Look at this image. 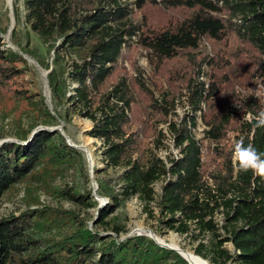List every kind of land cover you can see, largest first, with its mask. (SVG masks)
I'll list each match as a JSON object with an SVG mask.
<instances>
[{"label":"trees","instance_id":"1","mask_svg":"<svg viewBox=\"0 0 264 264\" xmlns=\"http://www.w3.org/2000/svg\"><path fill=\"white\" fill-rule=\"evenodd\" d=\"M23 3L26 25L53 48L58 69L55 67L48 73V81L56 103L66 105L63 112L55 109L50 113L43 97L23 84L26 69L18 64L17 53L3 47L1 37L0 87L26 106L42 112L47 123L55 119L65 121L76 108L92 121L86 134L101 140L106 167L119 169L114 176L97 177L99 194L109 201L98 211L95 224L110 228L116 235L124 232V226L115 222L118 216L114 212L127 199L137 196L145 205L156 202L165 214L161 222L167 228L179 234L194 229L198 234L209 232V241H200L195 253L211 264H264V176L251 170L242 171L237 159L244 158L239 149L249 145L264 157V118L247 122L233 111L219 113L224 106L221 111L210 110L209 103L218 94L215 76L227 63L224 57L217 52L215 59H210L211 80L207 88L204 81L191 80L197 71L189 73L186 65L175 74L182 75L178 81L187 83L186 87L193 91L192 112L200 109L202 102L208 106L202 119L209 126L205 131L207 137L217 145L207 164L191 132L196 125L195 113H189L183 129H175L179 156L171 158L169 164L164 162L155 153L162 143L153 119L159 114L164 118L167 115L169 93L163 95L162 102H157L140 78L128 84L124 77H117V60L124 56V49L143 46L151 52L154 62L161 65L179 58L187 49L197 48L203 37L223 42L228 36L255 49L254 74L264 77V0L132 1L137 10L161 6L167 11L185 12L154 26L137 25L129 3L122 4L119 0H23ZM56 38L61 39L58 44ZM68 55L79 62L72 61L65 77V66L58 60ZM158 80L155 85L160 87ZM71 81L77 83L73 93ZM135 92L141 98L140 110L134 106ZM247 107L254 116L260 114L257 102H249ZM36 127L31 122L17 136L27 139ZM228 131L236 133L231 146L226 143ZM2 136L0 132V139ZM82 161L81 153L57 129H38L26 144L5 141L0 145V198L16 183L33 178L39 169L40 173L53 176L66 168H76ZM159 180L157 194L154 184ZM69 195L79 202L86 197L77 191ZM94 204V200L87 203L88 207ZM64 212L38 209L18 217L0 218V264H135L139 259L151 264L156 257L167 258L171 264H187L177 251L161 247L147 236L105 240L97 230L89 229L82 219H77L73 211ZM215 212L222 213L221 226L213 220ZM52 226L58 229L59 238H45ZM227 242L233 249L225 246Z\"/></svg>","mask_w":264,"mask_h":264},{"label":"rangeland","instance_id":"2","mask_svg":"<svg viewBox=\"0 0 264 264\" xmlns=\"http://www.w3.org/2000/svg\"><path fill=\"white\" fill-rule=\"evenodd\" d=\"M132 1L134 0H119L122 4L129 3L133 12L132 16L137 25L140 26L146 23L151 26L161 25L170 17L185 13L183 11H167L161 6H146L143 10H137L135 5L131 3ZM25 14L26 8L23 0H0V37L3 47L17 53L18 64L25 67L27 74L23 84L43 97L50 113L53 114L55 109L63 112L66 103H56L52 97L48 81V73L58 66L54 60L53 48L50 44L42 41L26 25ZM60 40L56 38L55 44H58ZM217 52L224 57L227 63L224 64L222 61L224 67L215 76L218 83V94L209 103L210 110L221 111L224 106V111L219 113L233 111L242 121L247 122L254 118H264V77L254 74V70L257 68V53L246 42L232 36H228L223 42H213L203 37L197 48L187 49L180 53L179 58L166 61L161 65L154 62L153 56L147 48L139 45L134 49H124V56L117 60V77H124L126 83L132 84L133 79L140 78L157 102H162L163 95L169 93L167 115L164 118L159 114L153 119L155 121L153 123L156 125V134H160L162 143L155 149V153L164 162L168 163L171 158L179 156L180 148L176 146L175 129H183L189 113L196 115V125L191 127V132L201 148L203 162L207 164L211 159L212 151L217 144L208 138L205 132L209 126L203 121L202 112L208 110V106L202 102L200 109L192 112L190 102L193 99V91L186 87L187 83L178 81L182 75L177 77L175 74L182 72L183 66L186 65L189 68V73L194 74L197 71L191 80L195 83L204 81V87L207 88L211 80L209 61L212 57L215 59ZM58 61L62 66H65V77L70 71L69 65H72V61L79 62L75 57L71 59L69 55L63 59L60 58ZM157 78L160 81V87L155 85ZM167 80L170 81L166 82ZM76 85L77 83L71 81L70 93H73ZM133 99L134 106L140 110L141 98L137 92L134 93ZM252 101L258 103L260 112L258 116H254L249 109L247 110V104ZM148 111H152V109L148 108ZM46 120L47 117L42 115V112H37L31 106H26L24 102L18 101L10 94L8 95L0 87V132L3 135L0 139V145L5 141H17L26 144L33 133L24 140H21L17 133L27 129L31 122H35L37 127L33 131L46 128L59 130L69 142L68 144L76 148L83 158L82 163L80 162L81 164L79 163L80 165L78 164L76 168H66L61 172L53 173V176L44 172L40 173L42 170L39 169L33 178L16 183L0 198V218L10 215L18 217L23 213L28 212L30 214L38 209L46 211L60 209L66 211L64 213L73 211L77 219H82L89 229L97 230L105 240L115 238L122 241L134 235H144L153 239L161 247L177 251L181 256V249L195 253V248L200 241H209L208 237L210 238L211 234L206 231L198 234V230L194 229V224H191L194 231L192 230L188 234H179L167 228L161 222L165 214H162L156 202L145 205L137 196L127 199L114 212L118 216L115 222L124 226V232L116 235L110 228L99 223L95 224L98 211L109 201L107 197L99 194L97 177L101 175L104 177L114 176L119 172V169L106 167L101 155V140L93 137L90 140V136L86 134L91 129L92 121L80 113L77 108L70 111L69 117H66L65 121L55 119L53 123H47ZM235 135L236 133L232 131L227 132L226 143L229 146L234 143ZM151 146L153 147V144ZM235 155L234 152L233 160ZM97 169L102 172H97ZM209 182L212 183L210 178ZM160 185L161 180L154 184L157 194L160 192ZM74 191L86 195L82 202L70 197L69 193ZM93 200L95 204L88 207L87 203ZM72 220L76 221V218H72ZM213 220L221 226L223 224L222 213L215 212ZM49 230L46 232L45 238L48 236L59 238L61 236L56 234L59 231L54 226ZM194 234H198V236L194 237ZM225 246L233 249L230 242L225 243ZM141 260L139 259L135 264H149L148 261L141 262ZM151 264H171V261L167 258L156 257ZM187 264H189L188 261Z\"/></svg>","mask_w":264,"mask_h":264},{"label":"clouds","instance_id":"3","mask_svg":"<svg viewBox=\"0 0 264 264\" xmlns=\"http://www.w3.org/2000/svg\"><path fill=\"white\" fill-rule=\"evenodd\" d=\"M244 158L237 157L239 168L242 171H253L254 174L264 176V157L251 145L239 149Z\"/></svg>","mask_w":264,"mask_h":264},{"label":"bare ground","instance_id":"4","mask_svg":"<svg viewBox=\"0 0 264 264\" xmlns=\"http://www.w3.org/2000/svg\"><path fill=\"white\" fill-rule=\"evenodd\" d=\"M89 139L91 140L92 138L89 137ZM156 236V235H155ZM159 239V238H158ZM164 241V240H163ZM161 242V241H160ZM166 242V241H165ZM175 247H177V245L174 244ZM180 249V248H179ZM182 253V256H184V258L187 259V261L189 262V264H210L207 260L201 258L200 256L196 255L194 252L192 251H187V250H183L181 249L180 251Z\"/></svg>","mask_w":264,"mask_h":264},{"label":"water","instance_id":"5","mask_svg":"<svg viewBox=\"0 0 264 264\" xmlns=\"http://www.w3.org/2000/svg\"><path fill=\"white\" fill-rule=\"evenodd\" d=\"M54 129H56V128H54ZM33 132H34V131H33ZM33 132H32V133H33ZM68 143H69V142H68ZM183 257H184V256H183ZM185 259H186V258H185ZM186 260H187V259H186Z\"/></svg>","mask_w":264,"mask_h":264}]
</instances>
